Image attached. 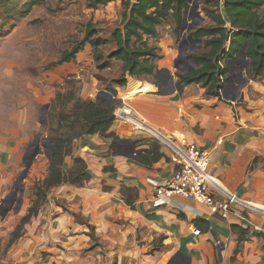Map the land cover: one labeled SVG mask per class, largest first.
I'll return each instance as SVG.
<instances>
[{
	"label": "crops",
	"instance_id": "obj_1",
	"mask_svg": "<svg viewBox=\"0 0 264 264\" xmlns=\"http://www.w3.org/2000/svg\"><path fill=\"white\" fill-rule=\"evenodd\" d=\"M169 22L159 26L157 39H151L164 55L155 74L129 77L125 87H115L123 97L120 108L127 107L135 117L181 144L191 143L207 150L209 169L217 184L260 211L247 212L234 204L236 215L243 218L233 215L225 220L185 199L155 206L152 182L174 172L171 150L158 142L164 157L151 165L140 162L138 156L145 155L156 139L116 119L112 130L121 141L99 134L76 140L75 154L86 160L92 179L84 187L66 184L53 188L39 215L27 224L25 237L14 243L8 254L10 261L4 264H24L25 259L32 264L80 260L78 251L89 243L88 223L76 221L70 210L80 211L89 219L101 238L119 246L130 241L133 248L126 253L136 254L137 264H264V239L253 234H264V79L246 81L235 101L224 98L226 78L222 98L208 96L201 84L183 85L176 69L182 43L177 44L175 28ZM243 62L249 60L231 67L235 84L249 77L250 65L245 67ZM95 90L97 94L104 89ZM83 96L94 93L83 89ZM128 139L134 141L135 150L144 151L131 155L128 147L119 145ZM8 143L0 138L1 154ZM67 162L71 164L72 158L68 157ZM10 177L0 174V194ZM123 185L139 190L134 207L125 202ZM53 195L65 199L70 210L56 204ZM235 224L249 229L246 240L238 242L233 232ZM195 227L201 230L200 235L194 234ZM157 239L163 248L152 254L145 252L142 243L149 247ZM47 251L49 255L44 259Z\"/></svg>",
	"mask_w": 264,
	"mask_h": 264
},
{
	"label": "trees",
	"instance_id": "obj_2",
	"mask_svg": "<svg viewBox=\"0 0 264 264\" xmlns=\"http://www.w3.org/2000/svg\"><path fill=\"white\" fill-rule=\"evenodd\" d=\"M46 1L25 0L19 8V0H0V35L8 25V19L18 15L26 16L34 7ZM114 1L117 0H86V5L97 10ZM122 1L125 11L121 26L113 32L114 47L109 59L103 52V47L109 40L99 35L91 21L87 24L84 38L71 50L64 51L61 58L50 67L75 61L77 55L88 46L93 50L98 69L110 68L113 64L111 60L121 63L120 76L107 86V90L116 86L125 87L129 77L154 75L158 61L164 55L162 49L152 43L151 39H157L160 36L159 26L173 18L177 40L182 43L180 31L185 10L191 5L190 0ZM199 11L201 13L200 6ZM203 12L206 14L205 18L201 13L204 21L188 33L202 42L198 49L188 55L189 69L185 72L177 70L179 81L183 85L201 84L206 88L208 96L222 98L224 83L221 77L226 78L246 44L251 78L264 79V0H215ZM97 79L101 81L103 78L97 76ZM83 84V80L75 74L67 77L50 103L48 121L44 125L48 129V138L55 146L52 147V156L49 157L48 174L35 183L33 204L12 232L11 243L23 236L25 226L39 215L53 188L66 184L84 187L92 179L93 175L86 160L75 154L77 139L85 135L99 134L121 141L120 136L112 130L117 107L107 99L85 98ZM68 157L72 158L70 165L67 163ZM162 157L164 153L161 152V145L153 140L146 154L139 155L138 159L151 165ZM121 193L125 202L134 207L139 190L123 185ZM233 232L237 234L238 242H242L247 239L249 229L235 224ZM253 234L264 239L261 231H254ZM238 250L237 248L236 251Z\"/></svg>",
	"mask_w": 264,
	"mask_h": 264
},
{
	"label": "rangeland",
	"instance_id": "obj_3",
	"mask_svg": "<svg viewBox=\"0 0 264 264\" xmlns=\"http://www.w3.org/2000/svg\"><path fill=\"white\" fill-rule=\"evenodd\" d=\"M24 1L19 0V8ZM214 1L199 0L200 10L205 18L203 9L211 7ZM123 4L122 0H117L92 10L87 7L86 0H47L44 4L34 7L26 16L18 15L8 19V25L0 35V138L9 142L2 154L0 150V174L11 176V180L5 184L0 194V264L10 261L8 254L14 243L25 237L27 225L23 236L11 243L12 232L33 204L35 183L48 174V153L52 145L49 141L42 142L48 137V129L42 122L44 107L51 103L57 90L71 75L75 74L81 78L83 89L92 91L94 96L90 98L95 99L99 93L96 94L95 89L107 90V86L121 74V63L115 60H111L113 64L110 68L98 69L90 47L80 52L73 62L54 67L50 65L57 62L64 51L71 50L84 38L87 24L91 21L99 35L109 40L103 47V52L109 59L114 47L113 32L121 26L125 11ZM169 21L175 28L174 19ZM193 21L189 20L187 25ZM180 36L183 42L181 31ZM185 41L182 57L178 56V60L184 63L181 64L183 68L189 64L186 56L198 49V43L191 42L188 38ZM177 44H181L179 40ZM97 76L103 79L99 81ZM121 95L118 97L123 98ZM37 137H40L41 141L40 153L30 166L26 178L20 181V176L26 170L30 145ZM21 197L23 199L18 206ZM52 199L68 211L65 199L56 198L55 195ZM70 212L76 221L88 223L89 243L78 251L77 257L80 260L72 258L67 264H137L136 254L133 256L126 253L133 248L130 241L120 246L111 243L97 234L95 225L90 224L89 219L80 211ZM142 244L148 254L163 248L160 239L149 244V247L144 242ZM48 255V251L44 252V259H47ZM86 256L90 259L82 260ZM22 262L32 264L28 259Z\"/></svg>",
	"mask_w": 264,
	"mask_h": 264
},
{
	"label": "built area",
	"instance_id": "obj_4",
	"mask_svg": "<svg viewBox=\"0 0 264 264\" xmlns=\"http://www.w3.org/2000/svg\"><path fill=\"white\" fill-rule=\"evenodd\" d=\"M221 79L224 83L225 77L222 76ZM116 110V119L133 125L136 130L146 132L171 150L170 158L175 164L174 172L169 177L152 182L155 206L165 205L176 198L185 199L190 204L207 208L210 214L225 220L236 215L234 204L242 206L247 212L249 209L256 212L260 211L259 208H253L217 184L209 169L211 158L207 150L195 144H181L169 138L135 117L127 107L120 108L119 105ZM201 213L202 211L199 212V214ZM242 216L238 215L237 217L243 218ZM194 234L200 235L201 230L195 227Z\"/></svg>",
	"mask_w": 264,
	"mask_h": 264
},
{
	"label": "water",
	"instance_id": "obj_5",
	"mask_svg": "<svg viewBox=\"0 0 264 264\" xmlns=\"http://www.w3.org/2000/svg\"><path fill=\"white\" fill-rule=\"evenodd\" d=\"M190 3H191V6L186 8L185 13H184L183 22H182L181 31L183 34V42L179 48V57L180 58L182 57V47H183V44L186 43V41H185L186 38H188L192 42L198 43L199 45L202 42L201 39H194L192 36H190L188 34L197 24L204 21V19L201 17V13L199 11V6H200L199 0H190ZM189 12H190V16L188 17ZM189 20H192V21L194 20V21L191 22L189 25H187L189 23ZM199 45H198V48L200 47ZM247 48H248V44L243 46V48L241 49V52L239 53L238 58L235 60V63H240L243 59H247V57H246ZM186 58L188 59L187 56H186ZM176 69L185 72L186 70L189 69V65H187V67L185 69L180 65V61L177 60ZM247 74L249 76L248 78L242 77L240 80H238V84H235L233 82L234 74H233L232 69L230 68L229 73L227 74V77H226L225 88L223 90L225 99L235 101L239 98V93L243 89L246 81H249L251 79V70L250 69L247 70ZM234 89H235V91H234ZM98 98L99 99H107L115 107H117L123 101L121 98L118 97V90L115 87H112L108 90H101L98 93ZM49 106H50V104H47L43 109L42 122H44V123H47V121H48L47 112H48ZM44 140L49 141L51 143L52 147L55 146L54 143H52L48 137ZM134 144L135 143L133 140L128 139L119 145L120 146L122 145L124 147H128V149H130V151H131V155L133 154V156L135 157L139 153L143 152L144 150L143 149L135 150ZM40 150H41L40 149V137H37L35 139V141L30 145L28 156H27V161H26V170L20 176V178H19L20 181L21 180L23 181L26 178V176L29 172L30 166L32 165L34 159L39 155ZM51 156H52V149L48 153V157H51ZM22 199H23V197L20 198V200H19L20 203L18 204V206L21 205ZM215 240L218 241L219 239L215 238Z\"/></svg>",
	"mask_w": 264,
	"mask_h": 264
},
{
	"label": "flooded vegetation",
	"instance_id": "obj_6",
	"mask_svg": "<svg viewBox=\"0 0 264 264\" xmlns=\"http://www.w3.org/2000/svg\"><path fill=\"white\" fill-rule=\"evenodd\" d=\"M248 63L249 62H244L243 65H245V67H246ZM182 64H184V63L182 62Z\"/></svg>",
	"mask_w": 264,
	"mask_h": 264
}]
</instances>
